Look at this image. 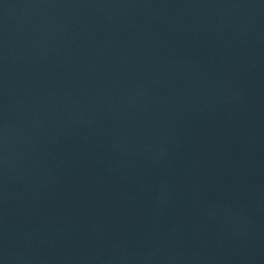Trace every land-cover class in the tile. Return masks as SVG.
<instances>
[{
    "label": "water",
    "instance_id": "obj_1",
    "mask_svg": "<svg viewBox=\"0 0 264 264\" xmlns=\"http://www.w3.org/2000/svg\"><path fill=\"white\" fill-rule=\"evenodd\" d=\"M0 264H264V0H0Z\"/></svg>",
    "mask_w": 264,
    "mask_h": 264
}]
</instances>
